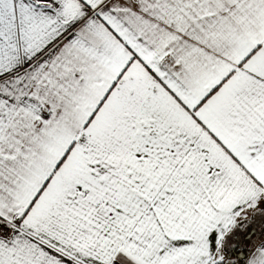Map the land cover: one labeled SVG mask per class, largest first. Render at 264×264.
<instances>
[{"label":"snow or ice","instance_id":"obj_1","mask_svg":"<svg viewBox=\"0 0 264 264\" xmlns=\"http://www.w3.org/2000/svg\"><path fill=\"white\" fill-rule=\"evenodd\" d=\"M0 264H264V0H0Z\"/></svg>","mask_w":264,"mask_h":264}]
</instances>
